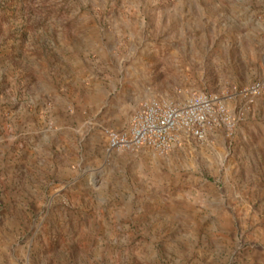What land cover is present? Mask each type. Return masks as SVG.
<instances>
[{"label":"rangeland","instance_id":"1","mask_svg":"<svg viewBox=\"0 0 264 264\" xmlns=\"http://www.w3.org/2000/svg\"><path fill=\"white\" fill-rule=\"evenodd\" d=\"M198 94L233 127L108 152ZM0 264H264V0H0Z\"/></svg>","mask_w":264,"mask_h":264},{"label":"built area","instance_id":"2","mask_svg":"<svg viewBox=\"0 0 264 264\" xmlns=\"http://www.w3.org/2000/svg\"><path fill=\"white\" fill-rule=\"evenodd\" d=\"M260 90L257 84L250 93L257 95ZM221 124L233 127L225 102L218 96L198 94L182 105L154 101L135 114L127 131L106 130L108 152L149 148L166 153L181 137L204 141L208 130Z\"/></svg>","mask_w":264,"mask_h":264},{"label":"crops","instance_id":"3","mask_svg":"<svg viewBox=\"0 0 264 264\" xmlns=\"http://www.w3.org/2000/svg\"><path fill=\"white\" fill-rule=\"evenodd\" d=\"M127 125H128V123H127Z\"/></svg>","mask_w":264,"mask_h":264}]
</instances>
